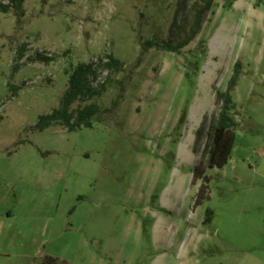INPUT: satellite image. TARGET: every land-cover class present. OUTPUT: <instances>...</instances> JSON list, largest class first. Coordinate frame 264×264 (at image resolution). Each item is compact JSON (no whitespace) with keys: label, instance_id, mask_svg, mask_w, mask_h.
<instances>
[{"label":"rangeland","instance_id":"rangeland-1","mask_svg":"<svg viewBox=\"0 0 264 264\" xmlns=\"http://www.w3.org/2000/svg\"><path fill=\"white\" fill-rule=\"evenodd\" d=\"M206 1L26 0L20 19L0 11V264L28 254L35 264L45 254L68 264H264V0L231 9L213 0L179 52L144 50L147 40L175 46L188 37ZM37 51L54 61L28 60ZM107 53L122 71L90 77L107 90L72 106L95 102L101 120L36 130L59 107L67 69ZM237 61L240 126L229 161L207 168L209 191L197 202L196 132L218 113L216 90Z\"/></svg>","mask_w":264,"mask_h":264},{"label":"trees","instance_id":"trees-1","mask_svg":"<svg viewBox=\"0 0 264 264\" xmlns=\"http://www.w3.org/2000/svg\"><path fill=\"white\" fill-rule=\"evenodd\" d=\"M25 1L26 0H8L7 3L0 1V11L4 13L13 11L20 19L25 15ZM235 1L237 0H223L224 7L231 9ZM258 3L260 5L261 0H258ZM212 5L213 0L206 1L204 8L197 13L195 26L191 30V34L184 40L180 41L177 45H162L157 40L151 39L144 42V50L147 51L155 47L179 52L200 32L203 16L211 9ZM26 48L27 46L23 44L17 50L18 55L14 63L16 71H19L22 66L18 60H22L26 56ZM28 60L50 64L54 61V57L41 51H37L35 55L28 57ZM124 66L125 63L112 53L99 56L97 63L82 62L75 66H71L70 69H67V73L69 74L68 87L61 97L59 107L55 108L48 114L40 116L35 125V129L38 131H44L52 125H58L68 130L92 127L94 118L101 120L99 117L101 107L95 102H90L74 111L72 110V106L77 101L89 102L96 97H100L107 90L106 81L101 83L97 88L92 87L88 83L90 77L92 79H97L105 70L110 71V73L120 72ZM241 74L242 64L240 61H237L234 64L233 73L228 80L227 88L225 90H216L215 104L219 107L218 113L209 119L208 127L203 124L196 132L197 143L204 142V149L200 154L202 156L194 165L193 184L201 182L197 202L207 196V191H209V178L206 175L207 168L224 166L231 157L236 139V130L240 126V121L237 118L239 113L236 111L232 93L237 87ZM9 85L14 92L18 91V87L11 84ZM123 96V94H120L115 100H113L111 107L105 108L104 113H112L116 110L120 105L121 99L124 98ZM207 119L206 116L205 122H207ZM198 152L199 150L197 148L193 149L194 154H198ZM40 264H68V262L58 256L45 254Z\"/></svg>","mask_w":264,"mask_h":264},{"label":"crops","instance_id":"crops-1","mask_svg":"<svg viewBox=\"0 0 264 264\" xmlns=\"http://www.w3.org/2000/svg\"><path fill=\"white\" fill-rule=\"evenodd\" d=\"M7 213H8V218L7 219H11V217H13V215L11 214L12 213V210L11 209L10 210H7ZM1 228L5 229L4 226L1 227ZM7 229H9V228H7ZM7 229H5V231L7 232V234L10 235L11 231L10 230L8 231ZM4 233H5L4 230L1 231V234H0V245L6 243ZM11 234H12L13 237H15L18 234V232H16V233L15 232H12ZM3 238H4V240H3ZM6 238H8V237H6ZM9 242H12V241H9ZM28 255H29V257H23V258L29 259L28 261H25L23 264H35L36 263L35 257L34 256H31L30 254H28ZM38 264H39V261H38Z\"/></svg>","mask_w":264,"mask_h":264}]
</instances>
